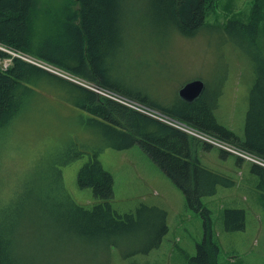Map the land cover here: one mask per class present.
<instances>
[{
    "label": "rangeland",
    "instance_id": "374dc122",
    "mask_svg": "<svg viewBox=\"0 0 264 264\" xmlns=\"http://www.w3.org/2000/svg\"><path fill=\"white\" fill-rule=\"evenodd\" d=\"M67 1L73 0H37L36 14L31 17L34 41L40 39L47 20L59 16ZM255 4L258 28L254 37L250 31L236 27L225 29L228 21L249 22ZM211 9L203 28L192 37L131 25L132 33L143 29L146 36V47L144 43L139 48L132 44L134 49L129 54L132 67L128 68L131 81L161 102L160 98L171 96V91L178 94L186 82L203 80L209 90L206 102L214 104L211 108L217 123L231 130L240 141L246 140L248 119H245L253 87L259 83L264 89V0H214ZM131 12L139 13L134 6ZM45 13L50 18H44ZM5 52L17 56L12 50ZM19 57L60 77L85 84L33 54L19 53ZM10 62L4 58L0 65L5 69ZM41 96L44 103L38 100L29 116L17 124L13 137L0 132V147L5 155L0 161V201L4 206L17 201L19 205L38 204L41 195L33 193L36 183L44 178L55 188L56 172L70 200L87 208L89 211L84 214L89 215L75 220L77 213L70 205L61 204L57 208L52 200L50 216H41L35 224L25 218L20 234L28 261L32 258L33 264H186L196 254V244L203 239V224L200 214L186 206L173 181L138 143L123 147H117L115 141V145L108 144L97 128L80 121L81 110L63 107L44 91ZM85 116L81 114L80 118ZM79 129L85 131L86 142L80 140ZM186 129L182 131L190 134L193 128ZM204 135L202 139L191 135L214 147L200 152V162L233 182L219 184L214 195L202 198L203 205L210 210L213 239L219 247L217 264H264V202L256 189L257 178L250 172L253 162L220 147L242 151L237 144H222ZM221 150L230 155L222 157ZM81 151L80 156L71 158ZM94 153L113 178L109 214L101 210L93 212L99 201L90 188H81L77 183L79 168ZM142 205L165 211L166 232L158 234L148 211L142 212L143 216L138 214ZM227 209L245 212L243 229L227 228ZM47 232L52 234L51 244L42 245L40 238ZM158 240V246H154ZM42 247L46 249L40 250Z\"/></svg>",
    "mask_w": 264,
    "mask_h": 264
},
{
    "label": "trees",
    "instance_id": "16d2710c",
    "mask_svg": "<svg viewBox=\"0 0 264 264\" xmlns=\"http://www.w3.org/2000/svg\"><path fill=\"white\" fill-rule=\"evenodd\" d=\"M213 1H67L62 5L59 16L47 20L40 39L34 41L31 17L36 12L37 0H0V47L17 54L11 56L0 49V61L4 58L11 60L5 69L0 65V132L13 137L17 124L29 116L30 109L38 100L44 103L45 98L41 96L44 91L54 96L63 107L81 110L86 118H80V114V121L88 127L97 128L98 134L103 135L106 143L115 145L116 142L117 147L138 143L182 192L186 206L198 212L202 218L203 239L196 244V254L189 257L186 264H217L219 247L213 239L210 210L203 205L202 198L214 195L219 184L232 185L233 182L200 162V152L214 147L150 115L103 98L82 84L27 62L19 57V53L33 54L38 60L57 67L83 81L85 85L130 97L132 99L124 98L131 101L135 99L142 106L162 111L165 116L221 142L237 144L246 154L264 160V89L259 83L253 87L246 113L247 138L240 141L231 130L215 120L211 108L214 104L206 102L207 92L209 93L207 88L193 102H185L174 91H171V96L165 95L160 98L161 102H157L131 81L133 77L131 78L128 68L132 67L129 61V54L134 49L132 44H137L139 48L146 41L143 29L132 33L131 25L157 31L163 29L170 32V35L178 33L192 37L205 25ZM133 6L138 14L131 12ZM257 12L258 5L255 4L249 22L228 21L225 29L236 27L240 31H250L254 37L258 28ZM42 16L50 18L49 13ZM144 53L145 51L143 55ZM212 99H215L213 95ZM79 131L80 140L86 142L85 131ZM73 138L76 139L77 136L74 135ZM1 148L0 161L5 156L4 149L2 151ZM220 152L222 157L230 155L222 150ZM80 154L82 151L72 154L71 158ZM96 157V153L92 154L79 168L77 183L81 188H90L99 201L93 207V212L101 210L109 214L113 178L102 168ZM237 164L242 165L239 160ZM250 172L257 178L256 189L264 202V167L251 163ZM57 176L55 172V188L44 178L36 183V191L33 193L41 195L38 204L19 205L17 201L4 206L2 200L0 201V264H33L32 258L30 261L27 259L26 249L21 246L20 228L25 218L35 224L36 220L40 221L41 216H50L52 200L57 208L61 204L70 205L77 213L75 220L81 221L89 215L84 214L89 211L87 208L70 200ZM149 208L142 205L137 209L138 214L143 216L142 212L148 211L157 225L158 234L161 231L166 232L165 211L156 207ZM68 218L72 216L69 215ZM244 221L243 210H225L227 228L243 229ZM51 238L52 234L45 233L40 238L41 244H51ZM158 244L159 240L155 241L154 246ZM42 249L46 247L40 250Z\"/></svg>",
    "mask_w": 264,
    "mask_h": 264
},
{
    "label": "built area",
    "instance_id": "2783aa9c",
    "mask_svg": "<svg viewBox=\"0 0 264 264\" xmlns=\"http://www.w3.org/2000/svg\"><path fill=\"white\" fill-rule=\"evenodd\" d=\"M30 62L33 63V64H35V65H38V66L44 67V66H42V65H40V64H38V63H34V62H32V61H30ZM44 68H46V67H44ZM46 69H47V68H46ZM51 71H52V70H51ZM83 85L86 86V87H88L89 89L95 91L96 93H98V94L101 95V96H104V97H106V98H109V99H111V100H113V101H116V102H118V103H120V104H122V105H124V106H127V107H129V108H131V109H134V110H136V111H139V112L145 113V114H147V115H150V116H152L153 118L158 119V120H160V121H163V122H165V123H167V124H169V125H171V126H174V127L178 128V129H180V130H182V129L180 128V125L183 126V127L188 128L186 125L181 124V122L179 123L178 121L173 120V119H171V118H169V117H167V116H165V115H162L161 113L159 114L158 111H154V110H152V109H150V108H148V107L142 106V105H140V104H138V103L135 104V102L133 103V101L128 100V99L124 98L123 96H121V95H119V94H116V93L110 92V91H108V90H103V89H100V88L95 87V86H92V85H85V84H83ZM145 109H146V110H145ZM147 111H150V112H147ZM152 112H153V113H156V114L159 115V116H158V117H155L153 114H151ZM161 116H164V118L168 119L169 122L166 121V120H163ZM188 129H191V128H188ZM186 133H187V132H186ZM189 133H190L189 135H192V136H195V137H198V138H201V135H202V136L204 135V134H202V133H200V132H198V131H196V130L194 131L193 129H191V131H190ZM204 137H205V135H204ZM201 139H202V138H201ZM211 139H212V138H211ZM222 144H225V143H222ZM220 147H221V148H225L226 150H228V151L231 152V153H234V154H236V155L242 156L243 158L250 157V158H246V159L249 160V161H251V162H253V163H256V164L261 165V166L264 167V160H262V159H259V158H257V157H254V156L248 155V154H246L245 152H243V151H241V150H234V149H232V148L228 149L227 147H225V146H223V145H220Z\"/></svg>",
    "mask_w": 264,
    "mask_h": 264
},
{
    "label": "water",
    "instance_id": "95a60500",
    "mask_svg": "<svg viewBox=\"0 0 264 264\" xmlns=\"http://www.w3.org/2000/svg\"><path fill=\"white\" fill-rule=\"evenodd\" d=\"M1 50L5 51L4 49L0 48ZM38 66V65H37ZM41 67V66H40ZM44 68V67H42ZM46 69V68H44ZM48 70V69H46ZM49 71V70H48ZM51 71V70H50ZM73 82H76L74 80H71ZM77 83V82H76ZM80 84V83H78ZM81 85V84H80ZM205 90L204 83L199 79H194L192 81H189L185 83L179 90H178V96L184 100L185 102H193L196 99H198L202 93ZM174 120V119H173ZM180 123V122H179ZM183 124V123H181ZM184 125V124H183Z\"/></svg>",
    "mask_w": 264,
    "mask_h": 264
},
{
    "label": "bare ground",
    "instance_id": "6f19581e",
    "mask_svg": "<svg viewBox=\"0 0 264 264\" xmlns=\"http://www.w3.org/2000/svg\"><path fill=\"white\" fill-rule=\"evenodd\" d=\"M199 79V78H198ZM194 80V79H193ZM199 80H201V79H199ZM190 81H192V80H190ZM203 83H204V81L203 80H201ZM187 83V82H186ZM204 86H205V83H204ZM185 125V124H184ZM187 126V125H186ZM188 127V126H187ZM180 128L181 129H184V130H186V131H188L187 129H186V127H184L183 128V126H180ZM189 128V127H188ZM247 158V157H246Z\"/></svg>",
    "mask_w": 264,
    "mask_h": 264
}]
</instances>
